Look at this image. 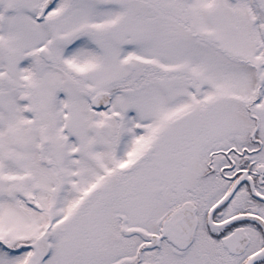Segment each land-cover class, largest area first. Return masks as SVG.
Listing matches in <instances>:
<instances>
[{"label": "snow or ice", "instance_id": "snow-or-ice-1", "mask_svg": "<svg viewBox=\"0 0 264 264\" xmlns=\"http://www.w3.org/2000/svg\"><path fill=\"white\" fill-rule=\"evenodd\" d=\"M0 264H264V0H0Z\"/></svg>", "mask_w": 264, "mask_h": 264}]
</instances>
